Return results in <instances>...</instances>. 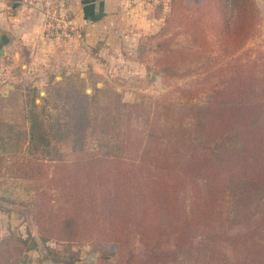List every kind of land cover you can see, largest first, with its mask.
Segmentation results:
<instances>
[{"label": "trees", "instance_id": "16d2710c", "mask_svg": "<svg viewBox=\"0 0 264 264\" xmlns=\"http://www.w3.org/2000/svg\"><path fill=\"white\" fill-rule=\"evenodd\" d=\"M259 23L255 0H211L185 19L184 31L195 47L207 43L206 30L215 32L220 55L231 59ZM241 60L226 64L200 103L183 89L182 105L169 93L148 106H122L125 114L112 108L94 127L83 106L73 135L90 130L109 140L70 160L52 159V136L42 130L34 102L27 131L12 134L17 126L6 124L0 172L9 156L3 169L33 187L39 240L63 242L69 263L78 257L70 247L87 244L118 264H264V56ZM158 64L166 78L181 61L164 55ZM8 240H0V264ZM36 247L30 237L26 250Z\"/></svg>", "mask_w": 264, "mask_h": 264}, {"label": "rangeland", "instance_id": "374dc122", "mask_svg": "<svg viewBox=\"0 0 264 264\" xmlns=\"http://www.w3.org/2000/svg\"><path fill=\"white\" fill-rule=\"evenodd\" d=\"M207 1L121 0L116 11L95 25L86 41L72 37H54L48 41L47 46L52 50L45 62H37L32 78L19 76L17 69L14 89L0 88V144L8 135L6 124L17 126L12 134L28 130L29 108L33 102L34 112L43 122L42 130L52 136V159L70 160L80 154L79 150L109 140L90 130L85 136L73 135L74 124L80 123L79 109L83 106L91 113V127H94L97 119L110 113L112 108L118 107L125 114L126 108L122 106L136 103L148 106L162 96L168 97L169 93L174 103L182 105L185 102L183 89L190 90L186 96L194 97V103L204 101L219 82V74L227 63L235 64L231 60L238 57L243 62L264 56V0H255L259 32L231 59L220 55V39L209 29L205 31L207 43L198 48L190 44L184 31L185 19H193L200 11H205V5L211 0ZM180 5H184V9L171 20L173 9ZM206 12L210 17V5ZM168 19L171 20L169 32L159 37ZM175 33L174 40L167 43L169 47L160 46L164 38ZM179 49L178 54L170 52ZM164 55H173L181 61V66L178 64L173 75L166 78L158 64ZM228 144L226 141L225 147ZM12 161L13 158L7 156L0 172V240H10L4 244L7 253L4 264H118L119 258L104 257L87 244L70 247L78 257L69 263L63 242L51 239L42 243L33 219L35 191L28 181L15 179L3 169ZM28 235L36 241V248L26 250L30 244ZM25 239V244L20 243Z\"/></svg>", "mask_w": 264, "mask_h": 264}, {"label": "crops", "instance_id": "0c3cea01", "mask_svg": "<svg viewBox=\"0 0 264 264\" xmlns=\"http://www.w3.org/2000/svg\"><path fill=\"white\" fill-rule=\"evenodd\" d=\"M120 2L69 0V17L82 30L81 41H86L95 25L116 11ZM53 38L43 26V17L36 2L0 0V44L4 52L0 56V88L14 89L18 71L19 76L32 78L37 62H45L48 58L52 47L47 45Z\"/></svg>", "mask_w": 264, "mask_h": 264}, {"label": "built area", "instance_id": "2783aa9c", "mask_svg": "<svg viewBox=\"0 0 264 264\" xmlns=\"http://www.w3.org/2000/svg\"><path fill=\"white\" fill-rule=\"evenodd\" d=\"M43 17L45 30L54 37L82 39V30L69 17V0H33Z\"/></svg>", "mask_w": 264, "mask_h": 264}, {"label": "water", "instance_id": "95a60500", "mask_svg": "<svg viewBox=\"0 0 264 264\" xmlns=\"http://www.w3.org/2000/svg\"><path fill=\"white\" fill-rule=\"evenodd\" d=\"M3 55H4L3 47H2V45L0 44V56H3Z\"/></svg>", "mask_w": 264, "mask_h": 264}]
</instances>
